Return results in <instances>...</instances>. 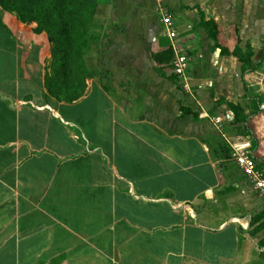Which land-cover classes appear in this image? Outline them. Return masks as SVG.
I'll return each mask as SVG.
<instances>
[{
    "label": "crops",
    "instance_id": "1",
    "mask_svg": "<svg viewBox=\"0 0 264 264\" xmlns=\"http://www.w3.org/2000/svg\"><path fill=\"white\" fill-rule=\"evenodd\" d=\"M1 19L0 264H264V202L248 213L220 116L233 102L200 111L157 68L155 26L112 32L58 98L48 35Z\"/></svg>",
    "mask_w": 264,
    "mask_h": 264
},
{
    "label": "rangeland",
    "instance_id": "2",
    "mask_svg": "<svg viewBox=\"0 0 264 264\" xmlns=\"http://www.w3.org/2000/svg\"><path fill=\"white\" fill-rule=\"evenodd\" d=\"M183 4L188 11H182L176 0H94L96 12L82 39L88 44L83 50L84 60L91 59L96 49L107 46L112 32L123 34V26H155L156 55H164L157 68L161 67L167 78L177 79V88L191 92L200 111L209 113L213 106L217 108L221 97L239 105L248 120L238 124L234 114L223 109L220 116L227 122L225 134L233 143L243 144L239 150L253 157L256 165H264V60L255 71L248 69L244 73V66L237 59L220 58L213 44L208 42L205 31L198 26L197 12L190 10L200 6L208 19L220 23L229 42H233V29L236 28L243 50L249 45L258 53L264 47V0H183ZM135 34L146 35L144 40L149 35L142 31ZM175 53L186 58V80L175 76ZM219 130L222 132L221 127ZM228 165L234 168L232 163ZM258 170L264 176V166ZM235 181L254 206L248 213L255 215L260 200L256 199L252 181L246 175ZM260 205L259 211H263L264 203L260 201Z\"/></svg>",
    "mask_w": 264,
    "mask_h": 264
},
{
    "label": "trees",
    "instance_id": "3",
    "mask_svg": "<svg viewBox=\"0 0 264 264\" xmlns=\"http://www.w3.org/2000/svg\"><path fill=\"white\" fill-rule=\"evenodd\" d=\"M94 0H0V27L9 29L1 19V13L14 14L23 24L37 25L34 32L41 34L45 32L51 39L52 44V75L46 77V85L52 94L63 98L72 90L74 82L79 73H84L90 78L93 73L83 67L84 48L88 45L83 37L88 33V22L92 19L96 10L93 8ZM200 11L199 27L206 31L208 39L214 44V48L220 51L222 57L236 58L243 64L242 72L255 71L258 65L264 60V47L255 53L248 45L244 51L240 46V39L237 29H233V42L225 39L223 28L213 18L207 19ZM72 30V31H71ZM168 54V53H167ZM162 56V57H161ZM164 55L155 57L156 62ZM254 59L256 61L254 62ZM83 77V76H82ZM66 100H72L67 97ZM220 104L228 106L234 114L236 123H246L243 109L239 105L220 100ZM184 115H192L189 110L183 109ZM196 118V115H194ZM264 165L258 164L262 170ZM264 218V214L260 217Z\"/></svg>",
    "mask_w": 264,
    "mask_h": 264
},
{
    "label": "built area",
    "instance_id": "4",
    "mask_svg": "<svg viewBox=\"0 0 264 264\" xmlns=\"http://www.w3.org/2000/svg\"><path fill=\"white\" fill-rule=\"evenodd\" d=\"M175 55V75L179 77V79L186 80V70L188 69L186 58L183 55H178L177 53H175ZM233 159L236 162V165L252 181V186L258 196L264 200V176L258 170L253 157L248 155L244 150L241 151L236 149Z\"/></svg>",
    "mask_w": 264,
    "mask_h": 264
},
{
    "label": "water",
    "instance_id": "5",
    "mask_svg": "<svg viewBox=\"0 0 264 264\" xmlns=\"http://www.w3.org/2000/svg\"><path fill=\"white\" fill-rule=\"evenodd\" d=\"M49 41H51L50 38H49ZM0 99H1L2 101L7 102V103L9 104V107H10L11 109H14V108H15V105H14L12 99H10L9 97H5V96H3V95L0 93ZM45 108H46V107H45Z\"/></svg>",
    "mask_w": 264,
    "mask_h": 264
}]
</instances>
